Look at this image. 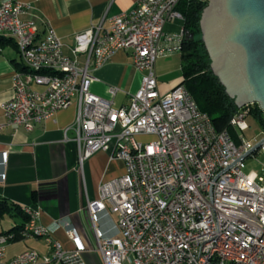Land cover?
Listing matches in <instances>:
<instances>
[{"label":"built area","instance_id":"2783aa9c","mask_svg":"<svg viewBox=\"0 0 264 264\" xmlns=\"http://www.w3.org/2000/svg\"><path fill=\"white\" fill-rule=\"evenodd\" d=\"M141 1L76 33L67 54L48 22L41 45L26 48L38 17L30 5L4 0L0 30L17 35L21 60L36 64V72L14 71L13 95L2 104L0 131H31L76 101V118L65 132L75 133L78 170L99 151L124 162L125 172L101 183L98 197L87 201L104 264H124L129 258L133 264H264V164L261 172H247L246 158L241 159L259 139L240 134L235 140L229 129L217 130L181 83L160 92L157 60L180 53L185 36L183 27L178 33L164 31L167 23L184 21L177 9L181 0H155L144 22L132 24ZM114 17H121V24H114ZM122 49L132 50L142 78L128 104L114 107L120 88L110 86L112 99L102 98L91 91V72ZM45 70L56 74L40 72ZM248 117V109L240 108L230 125L244 132ZM2 158L7 161L8 151ZM29 206L36 212L33 225L45 229L50 251L28 249L6 264H88L74 227L65 223L68 237L77 244L67 250L50 237L40 206ZM104 211L117 215V237L97 228ZM13 237L0 233V241L8 240V245ZM7 248H0V261Z\"/></svg>","mask_w":264,"mask_h":264},{"label":"crops","instance_id":"0c3cea01","mask_svg":"<svg viewBox=\"0 0 264 264\" xmlns=\"http://www.w3.org/2000/svg\"><path fill=\"white\" fill-rule=\"evenodd\" d=\"M4 0H0V4ZM32 7L37 15L39 34L47 29L46 22L57 31L67 54L75 44V34L111 17L131 10L138 0H19ZM182 25L178 21L165 25L167 33H178ZM178 28V30H177ZM7 38L0 43V123L5 121L2 104L13 95L12 78L21 66V58L14 39ZM179 64L181 55L161 57L156 63L159 90L167 93L182 81V67L179 75L173 68ZM171 65V68H169ZM170 69V70H168ZM91 91L104 99H112L110 86L120 90L113 97V106L128 104L130 96L140 87L142 73L133 65L132 50L117 51L110 61L93 70ZM173 73V74H172ZM35 88H40L35 86ZM77 115L76 101L66 109L57 111L31 131L22 127H6L0 131V200L11 207V211L0 216V233H6L16 226L25 224L27 216L21 206H40L41 222L49 228L50 237L58 240L65 249L73 250L77 244L67 233L65 223L74 227L81 243L86 247L84 257L88 264H104L97 251L94 224L87 209V201L98 197L101 183L115 179L125 172L124 162L111 158L108 152L99 151L83 163L78 170V152L73 130L65 132ZM8 151L3 161L2 152ZM5 175V177H2ZM118 217L110 211L99 213L96 222L105 236L117 237ZM12 241L7 247L6 264L20 253L35 249L41 253L50 251V244L44 236H28ZM124 264H133L129 258Z\"/></svg>","mask_w":264,"mask_h":264},{"label":"water","instance_id":"95a60500","mask_svg":"<svg viewBox=\"0 0 264 264\" xmlns=\"http://www.w3.org/2000/svg\"><path fill=\"white\" fill-rule=\"evenodd\" d=\"M200 27L212 71L228 95L238 108L257 103L264 112V0H208ZM260 148L264 136L241 159Z\"/></svg>","mask_w":264,"mask_h":264},{"label":"trees","instance_id":"16d2710c","mask_svg":"<svg viewBox=\"0 0 264 264\" xmlns=\"http://www.w3.org/2000/svg\"><path fill=\"white\" fill-rule=\"evenodd\" d=\"M207 2L202 0H181L177 9L184 17L183 28L185 36L182 42L181 67L182 81L186 89L191 93L199 109L206 112L212 119L217 130L229 129L233 134L230 121L236 112L240 110L226 92L219 78L213 73L211 59L202 40L200 20ZM191 35H193L191 37ZM7 38L0 37V43H5ZM27 71L22 64L18 68ZM42 73L56 74L52 71H40ZM248 109V119L254 120L260 126L261 137L264 136V112L259 104L253 103L243 107ZM251 122H249V128ZM11 211V207L4 200H0V216ZM24 225V224H23ZM23 225L16 226L6 233H13L12 241L21 239L20 231Z\"/></svg>","mask_w":264,"mask_h":264},{"label":"bare ground","instance_id":"6f19581e","mask_svg":"<svg viewBox=\"0 0 264 264\" xmlns=\"http://www.w3.org/2000/svg\"><path fill=\"white\" fill-rule=\"evenodd\" d=\"M155 4V0H142L140 2L139 11L132 16V24H141L144 22V18L148 14V9L151 5ZM114 24H121V17H114ZM47 33V29L42 36L39 34L38 23L36 22V30H34L33 36L26 41V48H34L41 45L43 38ZM0 37H10L15 40L17 44V35L15 33H10L8 30H0ZM22 64L27 68V71H21L25 73H34L36 72V64L27 63L22 61ZM21 211L24 212L27 216L28 223H25L20 231L22 237L26 236H44L45 237V229H37L35 227L36 223V212L30 208V206H21ZM8 240L0 241V248H7Z\"/></svg>","mask_w":264,"mask_h":264},{"label":"rangeland","instance_id":"374dc122","mask_svg":"<svg viewBox=\"0 0 264 264\" xmlns=\"http://www.w3.org/2000/svg\"><path fill=\"white\" fill-rule=\"evenodd\" d=\"M177 21L180 25H182L183 21L181 20H177ZM169 68H171V65ZM180 71H181V67L179 64H177L176 67H174L173 71L171 72H174V75H179ZM248 122H251V127L244 132H241L235 128L233 129V135H234L235 140L239 138L240 134H243L246 138L251 139L252 141H255V142L261 138L260 126L254 120L248 119ZM138 139L139 140H149L150 137L138 136ZM245 162H246L245 171L249 172L253 170L256 172H261L262 165L264 164V149L263 148L258 149L254 154L247 157Z\"/></svg>","mask_w":264,"mask_h":264}]
</instances>
